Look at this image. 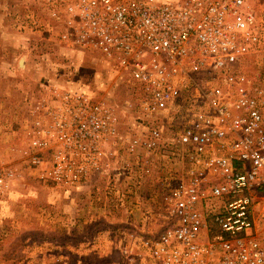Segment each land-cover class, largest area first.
<instances>
[{"label": "built area", "instance_id": "built-area-1", "mask_svg": "<svg viewBox=\"0 0 264 264\" xmlns=\"http://www.w3.org/2000/svg\"><path fill=\"white\" fill-rule=\"evenodd\" d=\"M26 3L59 46L96 56L108 88L123 83L137 106L125 132L91 84L51 85L56 105L45 100L46 119L35 122L31 164L44 169L52 149L49 175L60 185L66 175L104 178L123 146L153 161L166 155L185 165L181 178L161 180L168 221L135 254L125 248V261L264 264V0ZM8 176L0 171V193Z\"/></svg>", "mask_w": 264, "mask_h": 264}, {"label": "rangeland", "instance_id": "rangeland-1", "mask_svg": "<svg viewBox=\"0 0 264 264\" xmlns=\"http://www.w3.org/2000/svg\"><path fill=\"white\" fill-rule=\"evenodd\" d=\"M27 9L26 0H0V171L9 175L8 188L0 193V264H123L125 248L135 254L143 240L163 230L168 219L161 180L171 174L181 178L185 165L163 154L153 161L143 150L131 154L123 146L109 160L104 178L88 183L66 175L56 184L49 175L52 149L43 154L44 169L33 166V127L38 119H46L45 100L56 105L51 85L69 80L91 84L95 100L104 99L120 111L125 132L135 122L137 106L123 83L108 88L112 75L98 65L96 56L59 46L39 24L41 18ZM10 52L13 64L7 62ZM23 53L29 55L25 71ZM101 82L108 85L101 89ZM76 193L92 195L89 217L72 212L68 200L82 197ZM107 207L112 213L99 217Z\"/></svg>", "mask_w": 264, "mask_h": 264}, {"label": "crops", "instance_id": "crops-1", "mask_svg": "<svg viewBox=\"0 0 264 264\" xmlns=\"http://www.w3.org/2000/svg\"><path fill=\"white\" fill-rule=\"evenodd\" d=\"M41 23V25H44V29H45V33H46V31L48 30V31H50V33L52 34V27L45 21V20H40L39 21V24ZM43 23V24H42ZM35 25H38L37 23H34ZM49 29H48V28ZM35 28H37V26H35ZM47 28V29H46ZM38 33H41V32H43L42 31V29H40V30H38L37 31ZM11 54H8V63L9 64H13L14 63V60H15V57H14V55H13V53L12 52H10ZM23 56L24 57H22L23 58V61H25V64H24V62H23V66H24V71L25 70H27L28 69V57H29V55L27 54V53H23ZM20 57H21V55H20ZM82 62H83V60H82ZM81 62V63H82ZM62 84L63 85H59V86H61V87H64V84H65V82H62ZM29 118H30V116H29ZM163 170V169H162ZM165 170V169H164ZM163 173V171H161V174ZM164 174V173H163ZM156 181H157V179H156ZM91 183H89V185L88 186H91L90 185ZM85 185H87V184H85ZM152 192H153V190H152ZM154 192H155V190H154ZM80 193H82V192H80ZM76 194H79V193H76ZM57 195V194H56ZM79 195H81V194H79ZM82 197L81 198H77L76 200L75 199H72V198H70V199H72V200H68V204H69V206H70V208H72V212H77V213H79L80 211H82V212H84L85 214H83V217H85L86 216V214H87V217H89L90 216V214H89V212L91 211V207L89 206V204H91L93 201H92V195L90 194V195H88V194H83V195H81ZM74 197V196H73ZM76 197H78V196H76ZM58 199L56 200V203H58L59 201H60V199L61 198H59V196L57 197ZM116 203V201H114V204ZM79 204H83L84 205V207H83V209H80L81 207H79ZM88 206V207H85V206ZM110 209V207H107V209H103V210H100V212H99V217L100 216H103V217H106L108 214L110 215L112 212H111V210H109ZM113 209H115V211H114V215H116L117 214V212H116V208H114L113 207ZM79 211V212H78ZM69 217V216H68ZM72 230H74L73 228H72Z\"/></svg>", "mask_w": 264, "mask_h": 264}]
</instances>
